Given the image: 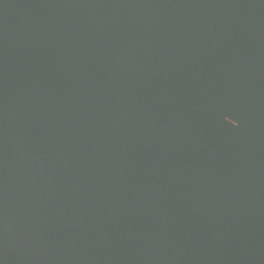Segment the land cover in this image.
I'll use <instances>...</instances> for the list:
<instances>
[{
  "label": "water",
  "instance_id": "water-1",
  "mask_svg": "<svg viewBox=\"0 0 264 264\" xmlns=\"http://www.w3.org/2000/svg\"><path fill=\"white\" fill-rule=\"evenodd\" d=\"M0 264H264V0H0Z\"/></svg>",
  "mask_w": 264,
  "mask_h": 264
}]
</instances>
